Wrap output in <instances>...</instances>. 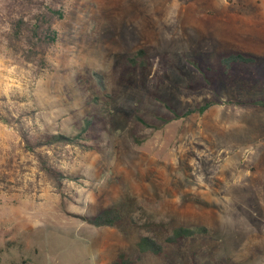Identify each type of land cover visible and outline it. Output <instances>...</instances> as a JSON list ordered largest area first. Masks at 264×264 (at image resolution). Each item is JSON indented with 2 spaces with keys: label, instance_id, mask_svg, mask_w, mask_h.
Here are the masks:
<instances>
[{
  "label": "rangeland",
  "instance_id": "374dc122",
  "mask_svg": "<svg viewBox=\"0 0 264 264\" xmlns=\"http://www.w3.org/2000/svg\"><path fill=\"white\" fill-rule=\"evenodd\" d=\"M55 27L45 68L0 39V264H264V0H66ZM221 52L257 70L202 87L190 61ZM110 208L113 226L82 219Z\"/></svg>",
  "mask_w": 264,
  "mask_h": 264
},
{
  "label": "trees",
  "instance_id": "16d2710c",
  "mask_svg": "<svg viewBox=\"0 0 264 264\" xmlns=\"http://www.w3.org/2000/svg\"><path fill=\"white\" fill-rule=\"evenodd\" d=\"M66 15V0H0V39L5 46L19 55L26 63H31L39 68L47 66L48 52L53 49L58 42V31L56 25L61 22ZM138 59H142L143 67H146V54L143 49L139 50L133 58L129 61L132 65H136ZM190 63L196 67L203 75L205 87L217 85L219 80L226 83H235L239 78L248 79L250 75L247 74V68L254 66L257 70V61L255 58L238 52H221L217 55L214 65H201L194 61ZM254 71V72H255ZM254 74V73H253ZM251 74V75H253ZM207 83V84H206ZM98 105L97 101L93 102ZM239 104H248L246 102H230ZM214 105L213 102H207L202 106H195L188 109L184 114H176L177 117H186L193 113H204ZM249 105L264 108V100H255ZM171 112L176 113L175 109L167 105ZM100 111L93 114L100 115ZM93 118H85V125L81 129L84 131L93 124ZM81 137V134L77 135ZM76 136V137H77ZM72 142L73 139L67 138L63 135H53L47 139V143H65ZM25 142L29 147L36 144L41 146L46 142L36 141L31 143L25 137ZM48 175L57 183L60 182L58 172L52 168L46 169ZM123 214L118 208H110L101 211L97 215L90 217H83V221L95 227L113 226L120 222ZM210 230L205 226L177 227L172 230L169 236L165 238V242L169 244H177L181 240L192 238L197 235L209 234ZM137 248L140 253H152L159 255L162 252V246L155 240L148 237H140L137 242ZM132 263V261H127ZM115 264H118L116 262Z\"/></svg>",
  "mask_w": 264,
  "mask_h": 264
}]
</instances>
